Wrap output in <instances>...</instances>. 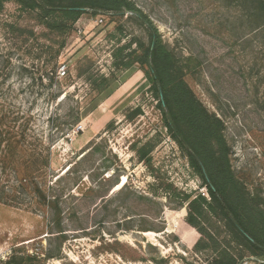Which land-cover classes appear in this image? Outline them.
I'll return each instance as SVG.
<instances>
[{
	"label": "rangeland",
	"instance_id": "1",
	"mask_svg": "<svg viewBox=\"0 0 264 264\" xmlns=\"http://www.w3.org/2000/svg\"><path fill=\"white\" fill-rule=\"evenodd\" d=\"M132 1L178 55H191L185 80L221 120L230 169L264 201V26L247 20L236 0ZM13 21L23 34L10 33L6 25ZM45 34L5 2L0 113L7 114L4 124L11 111L31 115L30 132L50 145L41 180L61 178L52 185L55 218L35 203L0 202V264H202L205 255L179 231L185 198L208 200L207 188L168 134L147 90L146 66H113L116 47L131 42L126 55L137 48L131 40L148 44L146 20L129 11L85 10L56 62V45ZM83 57L94 63L95 79L114 78L107 89L99 92L79 73ZM136 107L141 113L129 119ZM147 141L154 148L141 161L136 150ZM251 258L243 264H264Z\"/></svg>",
	"mask_w": 264,
	"mask_h": 264
},
{
	"label": "trees",
	"instance_id": "2",
	"mask_svg": "<svg viewBox=\"0 0 264 264\" xmlns=\"http://www.w3.org/2000/svg\"><path fill=\"white\" fill-rule=\"evenodd\" d=\"M6 1L0 0V11ZM10 1L34 20L46 32V38L56 45L55 62L71 25L85 10L129 11L146 20L148 44L131 40L137 48L126 55L123 52L131 42L116 47L113 66L120 71L135 63L146 66L143 72L149 82L147 90L157 101L168 134L186 151L191 167L207 188L208 200L201 194L185 198L188 200L186 214L179 234H187L183 236L192 250L205 255L202 264H243L253 260L251 257L264 262V201L258 194L251 195L230 169L221 120L202 105L186 82V62L191 60V55L182 58L165 43L156 26L132 0ZM236 1L247 20L255 26H264V0ZM6 27L18 35L26 30L17 21L7 23ZM81 61L79 73L99 92L114 81L103 75L95 79L94 63L86 57ZM54 96L57 98L59 92ZM139 113L140 108L136 107L127 117L132 119ZM10 114V122L4 124L7 114L0 113V202L12 206L35 203L55 218L59 214V198L52 192V185L61 176L41 180L50 167V145L45 147L42 139L30 132L31 115L20 111ZM153 148L151 141L138 147V159L146 161ZM12 262L19 264L13 259Z\"/></svg>",
	"mask_w": 264,
	"mask_h": 264
},
{
	"label": "built area",
	"instance_id": "3",
	"mask_svg": "<svg viewBox=\"0 0 264 264\" xmlns=\"http://www.w3.org/2000/svg\"><path fill=\"white\" fill-rule=\"evenodd\" d=\"M59 72H60L61 74H65V69H64V67H60V68H59Z\"/></svg>",
	"mask_w": 264,
	"mask_h": 264
}]
</instances>
